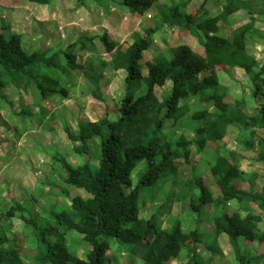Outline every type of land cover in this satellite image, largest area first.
Masks as SVG:
<instances>
[{
	"label": "trees",
	"instance_id": "trees-1",
	"mask_svg": "<svg viewBox=\"0 0 264 264\" xmlns=\"http://www.w3.org/2000/svg\"><path fill=\"white\" fill-rule=\"evenodd\" d=\"M27 1L41 6L49 4V0ZM159 1L109 0L124 13L139 15ZM244 4L241 0H224L220 15L202 20L185 14V4L171 8V20L167 23L197 38L203 55L187 45H179L173 49L170 58L160 53L146 61V75L141 69L143 53L153 45L157 32L155 27L145 28L143 36H135L134 41L124 48L110 41L106 34L99 37L106 53L111 54L109 65L112 70L125 72L126 92L118 106V115L113 120L103 117L96 121H78L74 133L65 127L67 137L78 143L73 151L82 158L80 164L72 165L58 153L53 154L54 162H58L64 171V185L84 191L85 196L70 198L66 209L52 207L48 216L45 215L47 218H41L40 225L26 205L14 202L5 211L1 210L0 222L11 223L14 217H18L35 234V255L26 261L17 246L18 239L14 237L11 240L4 231H0V264H114L112 253L108 255L112 245L135 258L138 264H170L181 251L191 255L183 264H197L195 248H187V242L196 244L200 239V243L215 252L218 237L222 235L227 237L233 248L237 264H264V230L259 226L264 215V135L256 132L264 133V103L258 101V96L262 95L264 64L260 65L247 52L253 46L254 35L264 40V34L254 31V9ZM242 9H247L249 22L235 29L231 38L220 36L219 20ZM262 12L264 10L255 13ZM71 46L78 48L77 51L82 47L89 52L96 48L94 38L87 37H81ZM60 56L66 59L61 69L63 73L58 72V78L45 73L56 68ZM75 70L83 72L93 86L92 94L100 98L101 72L94 71L91 61L78 63L77 56L67 52L50 58L41 52L28 54L22 50L18 35L5 38L0 34V109L6 104L21 117L34 114L32 110H15L5 93L10 90L9 86L25 93L33 85L43 102L66 99L74 80L69 87H61L60 81H65L66 72ZM233 70L242 71L253 87L250 96L256 106L251 112L246 90L243 89L239 98L231 99L220 84L219 72L229 74ZM140 82L146 86V91L138 94V89L131 88ZM167 83H170L169 89L159 100L154 90ZM200 96H204L205 106L192 115L194 119L203 121L197 129L200 136L196 141L197 150L201 152L207 145L214 147L215 157L206 164V170L219 194L214 197L206 180L199 174L194 177L193 172L190 177L192 184L181 182L180 191L183 188L188 190L186 196L189 199L185 204L190 212L200 213L207 205L218 210L210 243L203 240V234L199 236L197 229L185 233L179 223L169 231L162 230L156 219L168 211L170 205L160 208L148 220L139 217V200L143 191L162 186L170 178L178 179L177 161L184 158L187 162L192 142L184 137L171 141L167 135L169 129L185 115L186 103ZM39 109L46 113L44 108ZM168 121H173V125H166ZM229 128L237 130V143L244 151L253 154L252 162L261 168L262 174L245 172L241 167L242 157L226 149L223 139ZM94 138L100 141L97 168L88 161L89 142ZM142 162L146 168L134 184L132 173ZM60 194L68 197L70 192L62 186ZM169 200L179 202L172 198ZM230 203H234L238 210L228 213L226 207ZM68 234H76L90 246L83 258L69 250L65 243ZM255 244L262 253L248 259L249 249Z\"/></svg>",
	"mask_w": 264,
	"mask_h": 264
},
{
	"label": "rangeland",
	"instance_id": "rangeland-1",
	"mask_svg": "<svg viewBox=\"0 0 264 264\" xmlns=\"http://www.w3.org/2000/svg\"><path fill=\"white\" fill-rule=\"evenodd\" d=\"M241 1H244L245 6L254 9V31L264 34V12L255 13L264 10V0ZM109 3V0H49L48 5L41 6L27 0H0V34L5 38L18 35L21 38L23 51L28 54L41 52L46 58L57 53H72L77 56L78 63L91 61L94 71L101 72L100 98L92 94L93 86L81 70L66 72L68 78L64 76L65 81H60L61 87H69L74 80L66 99L56 98L43 102L33 85H30L25 93L11 86H9L10 90L5 91L15 110H32L34 114L31 117H21L13 113L6 104L0 109V211H5L14 202L26 205L31 208V213L40 225L41 218H47L52 207L63 210L67 208L69 199L73 196H85L84 191L64 185L62 181L64 171L58 162H54L53 154L58 153L72 165L80 164L82 158L73 151V147L78 143L72 142L67 137L65 127L74 133L78 121H96L103 117L113 120L118 115V106L126 92L125 72L112 70L109 65L111 54L106 53L102 47L100 36L106 34L110 41L117 42L124 48L134 41L135 36H143L145 28L155 27L157 32L153 37V45L150 50L143 53L141 69L143 75H146V61H151L160 53L170 58L173 49L179 45H187L194 52L203 55V49L197 38L186 30H180L167 23L171 20L169 17L171 8L185 4L183 7L185 14L202 20L220 15L224 0H161L143 15L124 13ZM246 10L242 9L221 18L218 22L219 35L231 38L235 29L247 24L249 14ZM180 11L182 13V9ZM81 37L94 38L96 51L89 52L82 47L77 51L78 48L71 46ZM252 42L253 46L249 47L247 52L263 65L264 40L254 35ZM65 62L66 59L60 56L56 68L50 69L51 71L46 70L45 73L58 78L57 73H63L61 69L65 66ZM219 81L231 99L239 98L243 89L246 90L250 112L256 106L255 100L250 96L253 87L242 71L233 70L229 74L220 71ZM169 86L170 83H167L163 88L154 90L159 100L168 91ZM131 89H138L140 94L146 91V86L142 82L134 83ZM260 94L262 95L258 96V101L264 103V82L261 84ZM204 101V96L188 101L185 115L174 125L173 121L167 122L166 125H173L167 135L169 140L175 141L179 137H184L192 142L189 147V157L187 162L184 158L177 161L178 179L170 178L162 186H153L143 191V196L139 200V217L148 220L161 210L160 208H167L170 205L169 210L164 211L156 219L162 230L169 231L179 223L185 233L197 229L199 236L203 234V240L207 239L210 243L214 217L218 214V210L213 205H207L200 213L190 212L185 204L189 199L186 196L188 190L183 188L180 191L181 182L192 184L193 179L190 177L193 172L194 177L199 174L206 180L208 189L214 197L219 194L206 170V164L211 163L215 157L214 147L207 145L203 151L197 150L196 141L200 138L197 129L202 126L203 121L194 119L192 115L203 110ZM39 108H44L46 113H41ZM256 132L258 135H264L262 131ZM237 133L233 128L228 129L223 139L226 149L235 151L242 157L241 167L245 172L257 171L262 174L261 168L252 162L253 154L244 151V148L237 143ZM89 148L88 161L97 168L100 156L99 138L91 140ZM145 168V163L142 162L133 171L131 178L134 184ZM62 186L70 192L68 197L60 194ZM169 198L179 202H170ZM237 210L234 203L226 207L228 213ZM9 223L10 221H1L0 231H4L11 240L16 237L17 246L26 261H30L35 255L33 245L35 234L25 227L18 217H14ZM259 226L264 230V215ZM65 243L71 252H76L81 258L90 250V246L83 243L76 234H68ZM217 244L218 249H214L215 252L208 245L200 243V239L196 244L188 241L187 248H195L197 264H237L227 237L219 236ZM119 250V247L112 245L111 252H108V255L112 253L114 264H138L135 258ZM260 253L262 249L256 244L252 245L247 258L251 259L253 255ZM190 257L191 255L181 251L179 257L170 264H183Z\"/></svg>",
	"mask_w": 264,
	"mask_h": 264
}]
</instances>
